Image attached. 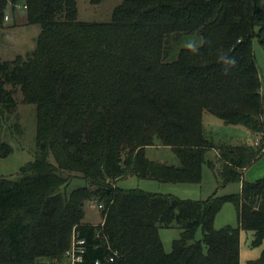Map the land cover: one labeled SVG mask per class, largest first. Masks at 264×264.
I'll return each mask as SVG.
<instances>
[{
	"label": "trees",
	"instance_id": "16d2710c",
	"mask_svg": "<svg viewBox=\"0 0 264 264\" xmlns=\"http://www.w3.org/2000/svg\"><path fill=\"white\" fill-rule=\"evenodd\" d=\"M18 5L41 30L32 52L0 59V123L19 88L36 106L37 149L17 177H0V264H64L74 234L85 240L80 264H240L242 230L264 245V176L243 178L264 155L260 0H124L106 22L78 20L77 0H0V41ZM205 111L245 126L253 143H215ZM149 148L170 149L179 163L150 158ZM211 149L221 186L238 182L239 193L187 200L117 184L200 183ZM73 178L86 184L70 188ZM94 201L98 224L86 220ZM228 201L239 225L217 229ZM162 227L181 229L170 252Z\"/></svg>",
	"mask_w": 264,
	"mask_h": 264
},
{
	"label": "rangeland",
	"instance_id": "374dc122",
	"mask_svg": "<svg viewBox=\"0 0 264 264\" xmlns=\"http://www.w3.org/2000/svg\"><path fill=\"white\" fill-rule=\"evenodd\" d=\"M124 0H102L100 3H94L92 0H77L78 20L88 22H106L112 17L113 10ZM264 10V0H260ZM22 10L20 5L16 11ZM12 7H8L7 17H5V29L1 35L0 41V59L12 60L18 55L26 56L32 52L37 44L40 26L38 24H27L24 17L25 12L20 11L19 18L14 20L10 14ZM253 49L257 59L259 69L262 94L264 97V48L260 45L257 38L253 39ZM8 89H12L10 85ZM16 105L10 115L1 119L0 123V177L15 178L19 175L20 169L27 162L35 157L36 144V106L23 102V95L18 88L15 91ZM204 128L207 135L215 143L223 142L231 145H242L253 143L252 133L243 125L227 124L221 118L210 111H205L203 115ZM11 147L12 151L7 155H2L1 147ZM150 158L158 159L168 163L178 164L179 160L170 149L149 148ZM207 159L214 162V166L205 163L202 168V181L200 183H164L156 180L139 179L135 176H129L120 179L117 184L124 188L139 187L146 191L172 194L181 199L187 200H206L214 195L224 196L237 194L240 192V183L231 182L221 186L218 177L217 155L216 151L211 149L207 152ZM50 161L56 163L54 156L50 155ZM70 188L85 185L84 180L71 179ZM68 186V187H69ZM86 220L92 223L102 222V209H95L87 204ZM226 225L238 226L239 216L236 205L228 201L218 212L215 218L214 226L219 229ZM160 236L164 249L167 252L172 251L173 243L181 236L179 227H162ZM197 239L202 238L201 229L196 234ZM253 231H241V252L240 264H264L258 263L261 257L264 245H253ZM73 242V241H72ZM51 264V263H39ZM64 264H69L66 259Z\"/></svg>",
	"mask_w": 264,
	"mask_h": 264
},
{
	"label": "built area",
	"instance_id": "2783aa9c",
	"mask_svg": "<svg viewBox=\"0 0 264 264\" xmlns=\"http://www.w3.org/2000/svg\"><path fill=\"white\" fill-rule=\"evenodd\" d=\"M6 19L8 17L6 16ZM264 137V134L259 135L257 138V143H259ZM90 206L95 209H102V204H99L98 202H90ZM103 222V221H102ZM85 240L84 239H78L77 236L74 234L73 236V242L70 250L67 252V258L69 261V264H80L84 260V253H85ZM112 260V259H111ZM99 262H97L98 264Z\"/></svg>",
	"mask_w": 264,
	"mask_h": 264
},
{
	"label": "crops",
	"instance_id": "0c3cea01",
	"mask_svg": "<svg viewBox=\"0 0 264 264\" xmlns=\"http://www.w3.org/2000/svg\"><path fill=\"white\" fill-rule=\"evenodd\" d=\"M20 8L22 10L18 9V11H16L15 15H13L12 11L10 12V14L14 20L19 18V16L21 15L20 11H24L23 7L20 6ZM263 118H264V115H263ZM263 176H264V155L258 161H256L253 165H251L250 167L245 169L244 174H243V178L247 181L253 182V181H256L257 179L262 178ZM240 188H241V184H240ZM98 223H101V221H99ZM98 223H93V224H98Z\"/></svg>",
	"mask_w": 264,
	"mask_h": 264
}]
</instances>
